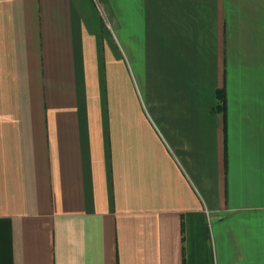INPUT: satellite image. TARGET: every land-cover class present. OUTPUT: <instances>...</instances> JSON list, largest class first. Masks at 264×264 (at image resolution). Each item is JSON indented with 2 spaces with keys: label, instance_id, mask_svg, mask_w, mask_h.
Wrapping results in <instances>:
<instances>
[{
  "label": "crops",
  "instance_id": "0c3cea01",
  "mask_svg": "<svg viewBox=\"0 0 264 264\" xmlns=\"http://www.w3.org/2000/svg\"><path fill=\"white\" fill-rule=\"evenodd\" d=\"M0 264H264V0H0Z\"/></svg>",
  "mask_w": 264,
  "mask_h": 264
},
{
  "label": "trees",
  "instance_id": "16d2710c",
  "mask_svg": "<svg viewBox=\"0 0 264 264\" xmlns=\"http://www.w3.org/2000/svg\"><path fill=\"white\" fill-rule=\"evenodd\" d=\"M216 97L219 100V104H217V109L220 111H224V102H225V91L224 88H220L216 90Z\"/></svg>",
  "mask_w": 264,
  "mask_h": 264
}]
</instances>
